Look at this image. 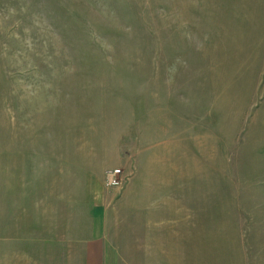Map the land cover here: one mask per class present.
I'll return each instance as SVG.
<instances>
[{
    "label": "rangeland",
    "instance_id": "1",
    "mask_svg": "<svg viewBox=\"0 0 264 264\" xmlns=\"http://www.w3.org/2000/svg\"><path fill=\"white\" fill-rule=\"evenodd\" d=\"M97 195L112 264H264V0H0V264Z\"/></svg>",
    "mask_w": 264,
    "mask_h": 264
},
{
    "label": "crops",
    "instance_id": "2",
    "mask_svg": "<svg viewBox=\"0 0 264 264\" xmlns=\"http://www.w3.org/2000/svg\"><path fill=\"white\" fill-rule=\"evenodd\" d=\"M114 203L112 197L94 196L88 216L84 215L83 218L80 206L73 204L69 209L68 226L64 230L62 243L71 246L74 253L72 256L66 255L65 264H112L115 243L110 235L114 228L111 222H107L111 212H114L109 206ZM45 210H48V206ZM86 220L88 223L83 226L82 223H86Z\"/></svg>",
    "mask_w": 264,
    "mask_h": 264
},
{
    "label": "built area",
    "instance_id": "3",
    "mask_svg": "<svg viewBox=\"0 0 264 264\" xmlns=\"http://www.w3.org/2000/svg\"><path fill=\"white\" fill-rule=\"evenodd\" d=\"M107 185L119 187L121 185L122 172L119 169H111L105 172Z\"/></svg>",
    "mask_w": 264,
    "mask_h": 264
}]
</instances>
